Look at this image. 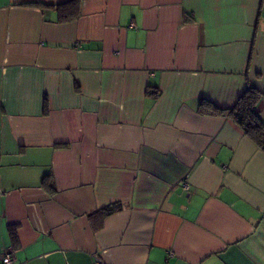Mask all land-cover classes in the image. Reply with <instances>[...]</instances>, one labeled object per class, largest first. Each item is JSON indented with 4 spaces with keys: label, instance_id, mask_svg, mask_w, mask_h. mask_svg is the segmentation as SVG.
Returning <instances> with one entry per match:
<instances>
[{
    "label": "crops",
    "instance_id": "0c3cea01",
    "mask_svg": "<svg viewBox=\"0 0 264 264\" xmlns=\"http://www.w3.org/2000/svg\"><path fill=\"white\" fill-rule=\"evenodd\" d=\"M24 1L66 0H0V264H264V151L198 111L264 91V0Z\"/></svg>",
    "mask_w": 264,
    "mask_h": 264
},
{
    "label": "trees",
    "instance_id": "16d2710c",
    "mask_svg": "<svg viewBox=\"0 0 264 264\" xmlns=\"http://www.w3.org/2000/svg\"><path fill=\"white\" fill-rule=\"evenodd\" d=\"M82 0H66L58 3L43 1H24L20 5L36 7L41 10H52L57 22H68L76 19L80 14ZM187 20V18H185ZM148 95H158V90L148 87ZM264 98V91H260L254 85L248 84L236 101L229 107H220L208 99L201 98L198 111L201 114L222 116L236 123L262 151H264V120L258 114L256 108L258 102ZM44 113L48 111L46 97L43 105ZM121 208L120 203H111L96 212L101 216H107ZM12 243L16 241V233L10 229ZM13 248V246H12Z\"/></svg>",
    "mask_w": 264,
    "mask_h": 264
},
{
    "label": "built area",
    "instance_id": "2783aa9c",
    "mask_svg": "<svg viewBox=\"0 0 264 264\" xmlns=\"http://www.w3.org/2000/svg\"><path fill=\"white\" fill-rule=\"evenodd\" d=\"M185 188H187V183L184 184ZM13 262V252L11 249H5L4 251H2L1 254V263L2 264H12ZM98 264H103V263H98Z\"/></svg>",
    "mask_w": 264,
    "mask_h": 264
},
{
    "label": "rangeland",
    "instance_id": "374dc122",
    "mask_svg": "<svg viewBox=\"0 0 264 264\" xmlns=\"http://www.w3.org/2000/svg\"><path fill=\"white\" fill-rule=\"evenodd\" d=\"M262 24H264V8H262Z\"/></svg>",
    "mask_w": 264,
    "mask_h": 264
}]
</instances>
